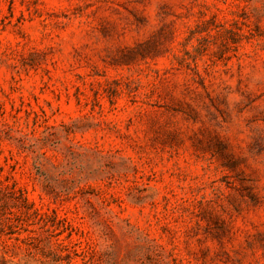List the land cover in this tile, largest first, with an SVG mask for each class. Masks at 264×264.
<instances>
[{"label": "rangeland", "instance_id": "1", "mask_svg": "<svg viewBox=\"0 0 264 264\" xmlns=\"http://www.w3.org/2000/svg\"><path fill=\"white\" fill-rule=\"evenodd\" d=\"M0 264H264V0H0Z\"/></svg>", "mask_w": 264, "mask_h": 264}]
</instances>
